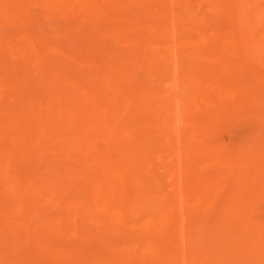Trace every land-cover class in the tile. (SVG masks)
Wrapping results in <instances>:
<instances>
[{
	"label": "bare ground",
	"instance_id": "6f19581e",
	"mask_svg": "<svg viewBox=\"0 0 264 264\" xmlns=\"http://www.w3.org/2000/svg\"><path fill=\"white\" fill-rule=\"evenodd\" d=\"M194 1L200 16L189 0H0V24H20L0 35V264L9 243L26 261L30 241L43 254H64L69 246L54 238L67 231L84 243L101 239L99 249L113 239L134 240L152 248L148 257L171 264H264V224L253 215L264 195V165L253 160L264 144V122L236 159L234 148L220 150L214 139L247 87L239 72L223 75L221 64L237 65L248 82L264 89V0ZM46 17L59 20L55 35L36 24ZM63 32L78 41L62 40ZM68 67L83 72L67 75ZM56 72L62 77L53 82ZM34 74L37 84L51 83L49 101L22 104L21 86ZM118 102L134 122L117 123ZM35 111L44 113L39 120L49 127L44 135L50 141L31 129L26 116ZM137 127L148 128L150 147ZM155 145L167 154L180 198L169 193L157 200L142 185L152 174L154 186L164 188L152 157ZM197 146L210 151L202 155ZM47 148L66 162L31 172L28 155ZM44 153L37 160H46ZM209 157L226 170L199 171L198 162ZM135 195L143 198L137 206ZM184 198L194 203L185 205ZM182 218L192 227L188 236L175 225ZM210 236L216 253L198 263ZM176 239L188 255L172 256L177 250L165 241ZM123 246L102 264H124L131 248ZM59 264L85 262L63 256Z\"/></svg>",
	"mask_w": 264,
	"mask_h": 264
},
{
	"label": "rangeland",
	"instance_id": "374dc122",
	"mask_svg": "<svg viewBox=\"0 0 264 264\" xmlns=\"http://www.w3.org/2000/svg\"><path fill=\"white\" fill-rule=\"evenodd\" d=\"M189 2H190L189 7H191V10L194 9L193 12L195 11L198 16L202 15V12L198 10L199 8L197 6L196 1L189 0ZM205 14H207V18H208V21H209L210 24H216V17L212 16L210 13H207V12ZM229 17H230V14L229 13H226V14H224L223 19L220 18V20H223V22H226V20H228ZM38 20L39 21L41 20V21H40V23H39V21H37L36 24L39 26V28H41V30H43L44 32L46 31L47 34H49V35L50 34L55 35L58 32V30H56V28H57L56 27V23L59 22L58 19H55V18L50 19V18H47L46 17V18H40ZM45 20L49 21L50 23L47 25L48 22L46 23ZM43 24H45V25H43ZM13 25H14V27H13ZM19 25H20L19 23H15V24L10 25L11 26L10 27L9 25L7 26V25H1L0 24V35L5 34V33L9 32L11 30L13 31V29L15 30L17 27H19ZM67 35L68 34H65L63 32L62 33V36H63V39L62 40H64V38H66ZM0 38H1V36H0ZM71 38L73 39V37L68 36L65 40H67L69 42L68 39H71ZM0 40H2V39H0ZM74 41H78V40L75 39ZM146 53H147V51H145V55H146ZM105 54L108 57L111 56L108 52H105ZM145 55L142 54V56H145ZM143 62H141L142 63L141 65H143L145 63V62L144 63ZM256 62L257 61L255 59H252V61H251V63H256ZM223 64H224L225 67L222 64H221L222 69L220 67V71H221V73L223 75H225V73H227L229 76H232V75H238L240 73L239 76H241V79L244 81V83H246V86H247L245 88V91H244V96L246 98L244 97L241 100V103L238 104L239 105L238 109H235V111H230L228 114H224V116L221 118L220 123H219V125L217 127V128H220V129L219 130L217 129L218 131H215L216 138H214L215 140L218 139V141H217L218 142V145H217V143H214L216 141H214V142H213V140L212 141L210 140V141L212 142L211 144L217 145V147L220 150H223L225 152H227L226 149L229 150V148H230V150H234L235 149L234 151H235V155L236 156L234 157V159H236L237 158V155L239 153V149L242 148V147L247 146L250 143V141L253 138V136L256 134V132L260 128L262 129L264 127V126L263 127L258 126L261 123L263 124V122H264V106H263L264 105V94H263L264 93V89L262 90L263 87H257L258 86L257 83H256V86H255V85H253V83L251 81L248 82L249 79L247 78V76H245V75L242 76L241 75L242 72H241V70L239 69V67L237 65H234V64L231 65V64H226V63H223ZM141 65L139 66V68L141 67L140 69H138L139 71H142L141 69L144 67V65L143 66H141ZM68 68L66 69V72H64L65 69H62V71L61 70L60 71L66 73L67 75H72V74H75V73H77L79 75L78 72H83L82 69H76V68H73V67H68ZM72 69H74V71ZM231 70L233 72H231ZM230 73H232V74H230ZM58 74L59 73H57V72L54 73V75H52L50 79H52V81L54 82L55 78L57 76H60L61 75V74H59V75ZM34 77H35V79H34ZM61 77L62 76H60L58 78H61ZM38 79H39L38 78V75L34 74V75L30 76V78L28 79V81L21 86V89H20L21 94L20 93L18 94V96H19L18 98L21 100L22 104H26V103L29 104V101L30 100H36V99H44V100L46 99L45 102L48 103V101H49L48 100L49 99V94H50L49 93V89L51 87V83L48 82V83H46V85H43L42 86V85L37 84V82L39 81ZM104 87L105 86H101L102 89ZM247 88H249V90ZM262 91H263V93H262ZM255 93H257V94H255ZM21 95H23V96H21ZM22 97H23V99H22ZM44 100H42V101L44 102ZM16 102L18 103V99H16ZM126 110L127 109L123 107L122 103L121 102H118V106H116V110H115L116 116H117L116 117V121H117L118 124L119 123H123V121L124 120L126 121V119H128L129 122H134L133 119H132V121L130 120L129 114L127 113ZM43 114H40V112H36L35 111L33 114L32 113H29L26 116V118L28 119L27 121H28V123L31 126V129L33 131H34V127H35V129H37V131H40L39 132L40 135L39 134L38 135H39V137L41 136V138H43V141H50L49 140L50 137L49 136L47 137L46 135H44V133L48 130L49 127H46V124H42V122L39 120L40 119V116L43 115ZM36 119H37V121H36ZM253 124L254 125L256 124V125L254 126ZM56 128H59V127L57 126ZM136 129L138 131L139 137L142 138L143 141H144L143 144L145 146H147V148L150 147V145H151L150 144L151 143V140L150 139L151 138H150V135L147 134L148 133L147 132V129L148 128H146V127H143V128L142 127H137ZM248 129L249 130L251 129V131H249ZM59 132L65 133L66 132V129L65 128H59ZM243 132H244V134H243ZM42 134L44 135L43 137H42ZM248 135L250 136V138H249ZM134 137H135V135H134ZM219 139H221V140L219 141ZM135 140H136V138H135ZM137 141H140V140H137ZM238 141H239V143H238ZM237 143H238V145H237ZM231 145H232V147H231ZM263 145L261 146V148H262L261 149V152L260 153L257 152V154L254 155V158H253V160H255V161L257 160L256 162L255 161L254 162L256 164H258L259 167L264 165V162H263L264 161V149H263L264 146ZM161 146L162 145H155V148L156 149L155 148L153 149V151L154 150L155 151H154L152 157H153V161L155 163H157V165H155V167L159 170V173L161 172V174L163 175V178H162L163 181H162V183H164L163 184L164 185V188L161 189V188H157V186H154V183L153 182L155 180H153V178H152L153 175L152 174L151 175L149 174L148 180L147 179H144V181H142L143 182L142 185L144 186L145 190H148L149 192L152 191V192H150V194L154 198H156L157 200L160 199V198L163 199V198H165L164 197L165 195L169 196L170 194H172V195L175 194L176 197L178 196L180 198L181 197L180 196L181 194L179 193V189L176 186L177 179H176V177L174 175H172V171L168 168L169 167V164H167L165 162V157L164 156H166L167 154H166L165 150L162 149ZM233 146H236L237 148L236 147H233ZM197 147H198L197 150H200L199 153H201L202 155H206L210 151L207 148L205 150V149H203V147H199V146H197ZM165 148H166V151H167V149H171L170 145L169 146H166ZM224 148H226V149H224ZM50 149L47 148L46 150H43L42 152L39 151L37 153L36 152H30V154L27 157V162L28 161L29 162L27 163L26 166L28 167V169L31 170V172L38 171V170H40L42 168H44V169L45 168H48L49 167L48 165L52 166L55 162H57L56 165L58 164L59 161L66 162V159L62 158L63 160H59L58 159L59 157L54 156V155H56L55 151L53 149L52 150H50ZM202 150L204 152H206V153L205 154H204V152L202 153ZM44 151H45V153H44ZM228 152L230 153V151H228ZM39 153H44V155L47 157V159L46 160H43V161L37 160ZM168 153H170V152H168ZM196 153H197V157L196 158H200V156H199L200 154L198 155V152H196ZM51 155L53 156V158H52ZM162 155H163L164 158L162 157ZM257 156H259V158ZM159 157L161 158V160H159L160 159ZM261 157H263V158H261ZM49 158H50V160H49ZM208 159L209 160H207V162L206 161H204L203 163L202 162L201 163L198 162L197 166L198 167L200 166L199 167V171H202V170H205V169L211 170V168L213 169V171L214 170L221 171L222 168H225L224 170H226V167L227 166H224V163H222V161L219 158H217V159L216 158H211L212 160L215 159V161L213 160V162H212L214 166L212 165V163H210L212 161L210 159V157ZM158 160H159V162H156ZM258 160H261V162H263V164L262 163H259ZM160 161H162V164H160L161 163ZM71 162H73V161H71ZM159 164H160V167H159ZM204 164H207V165H204ZM149 166H151V165H149ZM143 171H148L147 163L144 164V170ZM223 174H225V171H224ZM223 174L219 175L218 177L219 178H222L223 177ZM134 176L136 177V174ZM149 179H151L153 182L151 180H149ZM137 180H142V179L139 178V177H137ZM172 183H173V185H172ZM188 194H190V192ZM262 196H264V195H262ZM262 196H261L262 200H261V198L258 200L260 203L258 201H257L258 204L255 203V208H257V209H255V212H253L254 213L253 215H254V220L258 221L261 224H264V200H263L264 197H262ZM134 199L136 201V202L134 201V204L137 206V205H139L142 202V199L143 198H140L139 196H136L135 195L134 196ZM183 201H184V204L185 205L187 203H189V205L187 204L188 206H190V205H192L194 203V199L192 200L193 202H190V201L188 202L185 198H184ZM211 214L212 215L215 214V213L213 214V210H212ZM141 216H142V218L143 217L145 218L146 216H148V212H145V213L143 212L141 214ZM146 218L144 220H146ZM148 218H149V216H148ZM181 221H183L184 224ZM185 222L188 223V224H186ZM177 224H179L178 225V228L180 227L179 229H182V227L184 228V231H185V234H186L185 236H188V234L190 233V231L192 229L189 220L186 219V218H182V220L179 219V220H176L175 221V225H177ZM71 235H72V237H71ZM73 236H74V234H71L70 232L67 231L65 234H61L60 236H57V238H54L55 240H57L59 242H62V243H66L69 246V248L67 249V251L64 254H60L59 252H55V254H49V255L48 254H43V252H41L40 250H38V249L36 250L34 243L30 241V243H31L30 244L31 245L30 249L31 248L32 249L34 248V249L33 250L31 249L32 251L30 250V253L32 255H31V257L29 258L28 261H26V259L24 257H22V255L19 254V252L15 249V247L13 246L14 243H12V244L9 243L8 246L5 248L6 251L4 250V252H5V254L7 256H6V260H4L2 262V264H18V263L19 264H59V261H61V259H62L63 256H64V258H68V259H71V260L83 261V262H85V264H102L103 261H106L112 255H113V257H118L119 254H120L121 249L124 247L123 245H127L129 248H131L130 249L131 250L130 258L127 259L124 262V264H171V262H166L167 260H164L163 259V261H162V258L161 257H159L157 259L154 258L153 256L148 257L149 255H152V253H153L152 250H149V249H152V248H149V249L148 248H145L146 246H144L143 244L140 245L137 242H135L134 240L133 241H125V242H123L124 240L122 241L121 239H116V241H115V239H113L111 241V243H109V245H110L109 247H107L105 249H99V247L101 245V244H99L101 239H99V238H94L93 239L92 238V239H90L88 241H85L86 243H84V241L81 240V239H79V237H74L75 238V240H74ZM211 239L212 238L210 236V238H208V241L209 242L203 248V251L202 252L199 251V255L197 254L198 256L196 257V260H197L198 263H201V262L206 261L209 258V255L212 256V255H214L216 253V249H215L214 245L211 244ZM68 240H71V241H68ZM93 240H95V241L93 242ZM27 242H29V241H27ZM128 242H129V245L127 244ZM165 242H167L168 244H170V246L174 250L175 249L177 250V252L174 251L172 253V256L173 257H175V256L181 257V256H183L184 252H186V251L188 252V250H186V248H184V247L181 246L179 239H176L173 242H171V241H165ZM76 244H77V246H76ZM173 245H175V246H173ZM178 245H179V247H178ZM93 247H94V249H93ZM180 247L183 249L182 251L180 250L181 249ZM80 248H82L83 250L80 249ZM89 248H92V249H89ZM207 248L209 250H211L210 253H209L208 250H207L208 252L206 253V250L205 249H207ZM79 249H80V251H79ZM213 250H214V252H213ZM73 251H76V252H74V254H72ZM35 252H37V253H35ZM70 252H72L71 253L72 255L70 254ZM187 252L185 253L186 255H188ZM201 253H202V255H201ZM81 254L83 255V257H82ZM93 254H95V255H93ZM14 255H16V256H14ZM99 255H100V257L97 258L96 256H99ZM92 256L94 258H92ZM98 259H101V260L99 261ZM137 260H138V262H137ZM32 261H34V262H32Z\"/></svg>",
	"mask_w": 264,
	"mask_h": 264
}]
</instances>
